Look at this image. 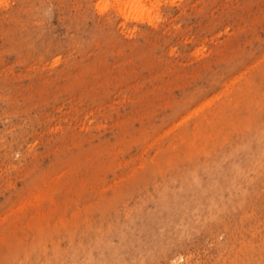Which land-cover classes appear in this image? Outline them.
<instances>
[{"label":"rangeland","instance_id":"obj_1","mask_svg":"<svg viewBox=\"0 0 264 264\" xmlns=\"http://www.w3.org/2000/svg\"><path fill=\"white\" fill-rule=\"evenodd\" d=\"M0 264H264V0H0Z\"/></svg>","mask_w":264,"mask_h":264},{"label":"bare ground","instance_id":"obj_2","mask_svg":"<svg viewBox=\"0 0 264 264\" xmlns=\"http://www.w3.org/2000/svg\"><path fill=\"white\" fill-rule=\"evenodd\" d=\"M263 151V150H262ZM246 163V162H245ZM261 164V163H260ZM261 167V166H260ZM240 168H241V166H240ZM245 172V171H244ZM236 176V175H235ZM248 177V176H247ZM240 180V179H239ZM243 180V179H242ZM240 182V181H239ZM243 182H244V180H243ZM250 183V182H249ZM240 185V184H239ZM181 189V188H180ZM247 191H248V189H247ZM241 192V191H240ZM246 192V191H245ZM248 193V192H247ZM182 216V215H181ZM183 220H184V218H183ZM188 224V223H187ZM166 231V230H165ZM185 234V233H184ZM177 235H178V233H177ZM171 236V235H170ZM162 238V237H161ZM169 239V238H168ZM162 243V242H161ZM165 244V243H164ZM173 244V243H172ZM145 263V262H144Z\"/></svg>","mask_w":264,"mask_h":264}]
</instances>
